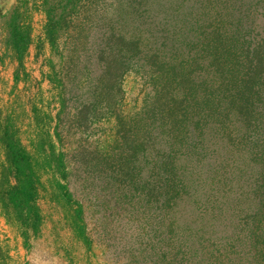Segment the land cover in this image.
Instances as JSON below:
<instances>
[{
  "label": "rangeland",
  "instance_id": "1",
  "mask_svg": "<svg viewBox=\"0 0 264 264\" xmlns=\"http://www.w3.org/2000/svg\"><path fill=\"white\" fill-rule=\"evenodd\" d=\"M263 205L264 0H0V264H264Z\"/></svg>",
  "mask_w": 264,
  "mask_h": 264
},
{
  "label": "trees",
  "instance_id": "2",
  "mask_svg": "<svg viewBox=\"0 0 264 264\" xmlns=\"http://www.w3.org/2000/svg\"><path fill=\"white\" fill-rule=\"evenodd\" d=\"M198 22L199 20L196 21L195 24H197ZM199 27H202V26H199ZM250 105L251 103H248L247 105H245L242 108V113H244ZM17 171L22 173L24 170L19 166ZM24 178H25V181L24 179L23 181L21 180V186H20L21 192H18V198H16L12 202L17 208L21 207L22 209L24 208L26 210L27 208L30 209L34 203L35 194H36V185H35V181H33L34 180L33 175L30 177L25 176ZM259 207L260 205L258 206V208ZM262 207H264V205ZM77 215L78 217H81V208L77 210Z\"/></svg>",
  "mask_w": 264,
  "mask_h": 264
}]
</instances>
